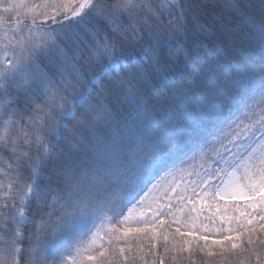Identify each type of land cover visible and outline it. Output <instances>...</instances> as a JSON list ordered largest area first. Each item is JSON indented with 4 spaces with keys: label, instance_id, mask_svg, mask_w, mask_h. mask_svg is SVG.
<instances>
[{
    "label": "snow or ice",
    "instance_id": "obj_1",
    "mask_svg": "<svg viewBox=\"0 0 264 264\" xmlns=\"http://www.w3.org/2000/svg\"><path fill=\"white\" fill-rule=\"evenodd\" d=\"M190 145L198 167L151 183ZM257 232L264 0H0V264H264Z\"/></svg>",
    "mask_w": 264,
    "mask_h": 264
},
{
    "label": "trees",
    "instance_id": "obj_2",
    "mask_svg": "<svg viewBox=\"0 0 264 264\" xmlns=\"http://www.w3.org/2000/svg\"><path fill=\"white\" fill-rule=\"evenodd\" d=\"M22 18H23V16H22ZM178 51H179V46L178 45L173 46V48L171 50V54L176 55L178 53ZM168 54H169L168 50L165 49L164 55H168ZM195 160L198 163V158H196ZM180 162H182V159L177 160V157L172 156L171 153L168 155V157L166 159V163L168 164V166L173 165L175 163H177L179 165ZM193 166H194V164L192 165V167ZM184 168L188 169V167H184ZM165 171H166V169H161L160 171L155 172L151 177V183H154L162 175V173ZM151 183L147 184V186L141 185V187L143 188V191H146L148 189V187L151 185ZM143 191H140L139 195H142ZM139 195L136 196V199L139 198ZM135 200L133 201V203L135 202ZM130 206H131V204L128 205V207H130ZM126 210H127V207L124 209V214H125ZM207 214H208V211L205 210V215H207ZM102 219H105L104 216L97 213V214L93 215L90 219L85 218V219L81 220L80 218H77L75 224L70 225V227L74 228L75 231L78 232L79 228L83 225V223H87L90 221H93L95 223L97 221H101ZM117 219H119V218H117ZM200 220L203 221L204 217L201 216ZM204 222H207V221H204ZM111 223H116V221L114 220ZM218 225H219V220L216 221V226H218ZM211 226L212 225H210V227ZM172 228L174 229L175 225H173ZM257 236H259L261 239H264V233L257 232ZM105 243H106V241H105ZM138 243H143L145 251L151 249L155 253H163L164 241H163L162 237L160 239H158L157 241H154V242L150 241V240H144V239L133 240L132 241L133 248H135V246ZM170 243H171V241H170ZM126 254H128V253H126ZM128 255H130V254H128ZM170 255L168 257H165L164 264H189L188 260H180L178 262H174L171 260ZM183 255L187 256V252H185ZM154 259H155V256L145 255L144 260L137 258L135 260L134 264H145V261H147V264H153ZM193 259L195 260L196 264H206V261L211 260V258H208L204 254H200V253H198ZM242 259H243L242 256L241 257H236V256H229L228 257V261L230 262V264H241ZM129 264H131V261L129 262Z\"/></svg>",
    "mask_w": 264,
    "mask_h": 264
},
{
    "label": "rangeland",
    "instance_id": "obj_3",
    "mask_svg": "<svg viewBox=\"0 0 264 264\" xmlns=\"http://www.w3.org/2000/svg\"><path fill=\"white\" fill-rule=\"evenodd\" d=\"M26 3L29 5H39V4L43 3V0H26ZM23 11L24 10H22V13H21L22 16H23ZM194 152H197V148L195 145H190L189 148L184 151V153H179V152H176L174 150L172 152H170L172 156L177 157V160L182 159V162H180L179 165L177 163H175L173 165L168 166V168H166V171H168L169 169H172V168L180 169V168H184V167H188V170L191 171L193 167H198L199 164L201 163L198 155L196 156V158H198V163L195 160L196 158L194 160H191V161L188 159V157L193 156ZM193 164H194V166L192 167ZM163 175H164V172L162 173V175L160 177H162ZM160 177L157 180H159ZM177 178H179V177H177ZM194 178L195 177H186V180L190 181L191 179H194ZM167 179L171 180L172 178L168 177ZM149 187H151V185ZM165 188H166V184L164 182H162L160 185V190L156 193V195H158L160 197V203L163 204L166 202V200H170L173 207H175L178 204L177 194L179 192V189L177 190V192H171L170 190L165 191L164 190ZM138 200H139V198H137L134 203H136V201H138ZM205 210H207V209H205ZM124 215H127V210H126ZM164 218H165V220L169 219V217H167V216H165ZM110 223L111 222H109L105 219H102L101 221H97L95 223L93 221L83 223V225L78 230V233L86 232L85 235L80 236L81 242L83 244L87 245L88 242L92 240V233L96 232L97 229H99L102 234L104 232H107ZM181 231H185V229H181ZM216 238H219V237H213V239H216ZM189 239H191V237H189ZM105 241H106V238L104 241L97 240V246L100 242H105ZM86 264H87V262H86Z\"/></svg>",
    "mask_w": 264,
    "mask_h": 264
}]
</instances>
